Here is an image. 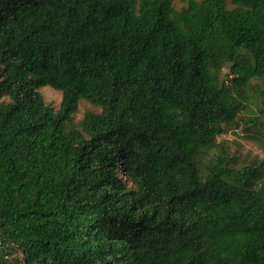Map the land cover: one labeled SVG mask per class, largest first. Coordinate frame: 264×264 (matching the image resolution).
<instances>
[{"label": "trees", "instance_id": "obj_1", "mask_svg": "<svg viewBox=\"0 0 264 264\" xmlns=\"http://www.w3.org/2000/svg\"><path fill=\"white\" fill-rule=\"evenodd\" d=\"M184 1L0 0V264H264V165H199L264 81V0Z\"/></svg>", "mask_w": 264, "mask_h": 264}, {"label": "rangeland", "instance_id": "obj_2", "mask_svg": "<svg viewBox=\"0 0 264 264\" xmlns=\"http://www.w3.org/2000/svg\"><path fill=\"white\" fill-rule=\"evenodd\" d=\"M229 0L230 6H233ZM186 2L184 0H176V7L181 8ZM232 76L229 67L224 68V77L229 80ZM241 88L245 91L248 99L247 109L243 111L241 118L236 126L218 136L217 143L214 146L202 149L199 157V165L204 169L210 159L216 158L220 153H224L229 157V164L235 169L244 167H259L264 165V129L260 123L264 125V81L252 79L250 84H243ZM45 101L52 105L55 109H59L62 103V91L45 85L40 88ZM87 110L100 111L101 108L82 99L79 104V110L75 114V120L80 121ZM130 185L131 182L129 183ZM3 256L6 255L5 250H1ZM9 255L7 264H14V258L19 259V253Z\"/></svg>", "mask_w": 264, "mask_h": 264}]
</instances>
